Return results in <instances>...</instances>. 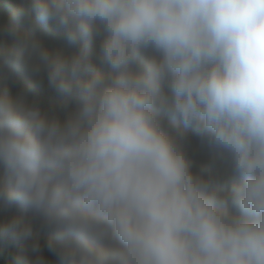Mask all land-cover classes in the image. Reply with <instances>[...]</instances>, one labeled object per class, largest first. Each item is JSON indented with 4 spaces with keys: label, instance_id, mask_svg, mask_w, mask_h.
<instances>
[{
    "label": "clouds",
    "instance_id": "clouds-1",
    "mask_svg": "<svg viewBox=\"0 0 264 264\" xmlns=\"http://www.w3.org/2000/svg\"><path fill=\"white\" fill-rule=\"evenodd\" d=\"M0 209V264H264V0H17Z\"/></svg>",
    "mask_w": 264,
    "mask_h": 264
},
{
    "label": "trees",
    "instance_id": "trees-1",
    "mask_svg": "<svg viewBox=\"0 0 264 264\" xmlns=\"http://www.w3.org/2000/svg\"><path fill=\"white\" fill-rule=\"evenodd\" d=\"M17 3V0H0V26L3 25V23L7 20L8 16L10 15L12 9L15 7ZM27 25L22 22L21 29H26ZM46 43L52 47L53 49H59L65 54H70L71 48L70 46L63 41L62 39L55 37V36H46ZM29 82V77L27 75L21 77L18 81H8V88L12 95H17L21 92V90L25 87H27ZM25 99L27 102L40 106L42 109H46L49 111H52L54 108L58 106V100L54 96L53 93L50 92V90L47 88V82L46 79L42 85H39L36 87V89L33 92H30L26 95ZM59 115L61 118L64 117L65 112L63 110L59 111ZM192 134H188L187 140L191 138ZM194 143H196L197 146H199L202 151H206L205 148L200 141L193 136ZM195 149V148H194ZM198 151V150H197ZM206 153H208L206 151ZM209 155V154H208ZM212 157V156H211ZM201 159V157H200ZM200 159L198 161H200ZM196 161V163L198 162ZM217 161L213 162V159L211 158L208 167L204 170L205 172H213L215 173L219 178H225L229 172L226 166H224V163ZM198 165L202 164L201 162L197 163ZM221 179V178H220ZM5 210L0 209V217H3L7 215ZM49 233L46 230H41L37 224L36 229L34 230V239H38L41 245V254L45 257V264H60L59 259L52 253L47 251L46 248V241ZM12 264H14V259L11 261Z\"/></svg>",
    "mask_w": 264,
    "mask_h": 264
}]
</instances>
